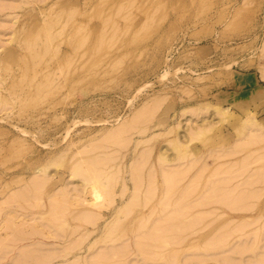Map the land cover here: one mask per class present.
<instances>
[{"label": "rangeland", "instance_id": "1", "mask_svg": "<svg viewBox=\"0 0 264 264\" xmlns=\"http://www.w3.org/2000/svg\"><path fill=\"white\" fill-rule=\"evenodd\" d=\"M263 70L264 0H0V264H264Z\"/></svg>", "mask_w": 264, "mask_h": 264}, {"label": "bare ground", "instance_id": "2", "mask_svg": "<svg viewBox=\"0 0 264 264\" xmlns=\"http://www.w3.org/2000/svg\"><path fill=\"white\" fill-rule=\"evenodd\" d=\"M263 75H264V70H263ZM224 111V110H223ZM222 111V114L223 113H227V111L225 112H223ZM219 112H221V111H219ZM220 115V114H219ZM224 115V114H223ZM249 115V114H248ZM250 115H252V114H250ZM248 117V116H247ZM249 118V119H248ZM248 118H246V120L248 119V122H245V124H244V122H242L245 126L244 127H246L247 126V128H249L248 126H255L254 124L256 123L257 124V122H255L254 120L255 119H251V118H253V116L251 117V116H249ZM259 123V122H258ZM261 126V125H260ZM258 127H259V125H258ZM240 129V128H239ZM240 131H241V129H240ZM263 132V131H262ZM197 134H199V133H197ZM197 136V135H196ZM193 138H196V137H193ZM192 138V139H193ZM91 175V174H90ZM88 176H89V174H88ZM93 176V175H92ZM90 177V176H89ZM88 178V177H87ZM94 178V177H93ZM93 178H90V179H93ZM102 178V177H101ZM95 179H97V178H95ZM88 180L89 179H87L86 181L88 182ZM90 181H92V180H90ZM94 181V180H93ZM98 181V180H97ZM96 180L93 182V184H95L96 186H97V183L99 182H97ZM97 182V183H96ZM89 184H91L90 182H89ZM92 184V187H94V185ZM99 184V183H98ZM105 184V183H104ZM91 186V185H90ZM101 186H103L102 184H101ZM103 188H104V186L101 188L100 187V189H102L103 190ZM93 191V190H92ZM104 193V192H103ZM92 195V194H91ZM94 195L98 198V197H100L101 196V192L99 191V189H98V187H97V190H96V187H94ZM103 198V197H102ZM99 199V198H98ZM97 199V200H98ZM95 200V199H94ZM127 209V208H126ZM126 211V210H125ZM263 260V259H262ZM251 263V262H250ZM252 264H253V262H252Z\"/></svg>", "mask_w": 264, "mask_h": 264}]
</instances>
